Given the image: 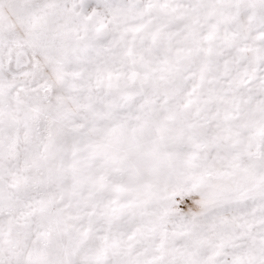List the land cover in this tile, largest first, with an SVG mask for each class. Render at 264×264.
<instances>
[{"label": "snow or ice", "instance_id": "obj_1", "mask_svg": "<svg viewBox=\"0 0 264 264\" xmlns=\"http://www.w3.org/2000/svg\"><path fill=\"white\" fill-rule=\"evenodd\" d=\"M0 264H264V0H0Z\"/></svg>", "mask_w": 264, "mask_h": 264}]
</instances>
